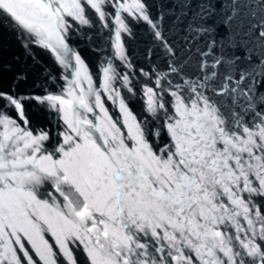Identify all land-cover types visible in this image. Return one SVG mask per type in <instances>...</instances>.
<instances>
[{
	"label": "snow or ice",
	"instance_id": "6c2138e0",
	"mask_svg": "<svg viewBox=\"0 0 264 264\" xmlns=\"http://www.w3.org/2000/svg\"><path fill=\"white\" fill-rule=\"evenodd\" d=\"M93 15L123 61L102 75L126 133L67 42ZM6 20L75 79L22 93L27 72L5 87L0 62V264H79L76 250L85 264H264V0H0ZM141 23L133 64L121 37ZM122 92L140 97V119ZM27 104L62 121L54 145ZM96 106L99 124L79 111Z\"/></svg>",
	"mask_w": 264,
	"mask_h": 264
},
{
	"label": "water",
	"instance_id": "95a60500",
	"mask_svg": "<svg viewBox=\"0 0 264 264\" xmlns=\"http://www.w3.org/2000/svg\"><path fill=\"white\" fill-rule=\"evenodd\" d=\"M156 9H153L155 14ZM122 15H125L122 13ZM94 26H82V30H78L75 34H70L69 48L71 52L79 51L85 59L88 67V74L92 77V88L94 91L101 92V103L104 109L107 110L108 116L117 121V126L121 128L122 132H127V125L124 124V114L119 109V99L117 97L115 102L109 99L110 92L103 90V69L108 65L119 69L123 61L120 58V53L116 50V37L114 31L110 28L101 27L100 23L96 21V17H91ZM115 24V20H112ZM134 36L127 37L122 34L121 42L124 44V49L129 55L133 64L144 63L142 57V50L146 47L149 39V33L146 26L141 24H134L132 26ZM22 43L26 44L27 41H21L18 33L13 31V25L4 21V27L0 28V62L8 66V70L3 74L4 85L7 87L12 82L13 74L17 71H25L28 74V82L22 84L19 91L22 93L33 92L36 89L31 87L33 81H37L39 88L46 89L53 94H64L62 88L66 90L72 80L75 79V72L71 67L65 68L54 61L52 55L48 51L42 50L39 47H33L30 51L26 52L22 47ZM71 52L68 56V63L73 64L74 58L71 57ZM128 71H132L131 68ZM71 73L68 79H64V75ZM48 77L47 80L44 78ZM113 85L119 91L120 86L117 81H113ZM85 92H87V81H83ZM78 91V90H77ZM122 97H127L125 102L129 104L133 113L140 119L143 113V105L140 97L128 96L126 92L121 93ZM90 105L95 103L94 96L87 97ZM89 119H94V122L99 124L104 117V112L96 106L93 113H87L84 109H80ZM26 114L31 118L32 125L37 127L45 125L50 121L51 128L53 129V138L51 144L54 145L59 138L57 133L63 130L62 121L61 127L57 128L58 123L54 115H46L41 112L35 105L27 104L25 106ZM9 113H14L9 110ZM8 114V113H6ZM63 115V113H61ZM167 141V137H160L154 145L155 147H162ZM51 151V148L48 149ZM45 239L50 240V233H45ZM51 242V240H50ZM26 247L30 245L26 242ZM34 252V250H33ZM75 255L78 257L79 264H85V258L80 250H76ZM38 259V256L36 257ZM42 264V262H41Z\"/></svg>",
	"mask_w": 264,
	"mask_h": 264
}]
</instances>
